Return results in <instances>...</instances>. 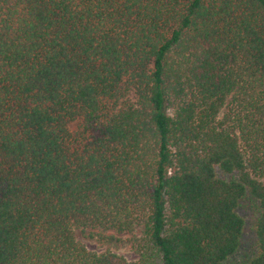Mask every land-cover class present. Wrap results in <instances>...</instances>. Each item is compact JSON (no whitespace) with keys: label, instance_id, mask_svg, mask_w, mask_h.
<instances>
[{"label":"trees","instance_id":"16d2710c","mask_svg":"<svg viewBox=\"0 0 264 264\" xmlns=\"http://www.w3.org/2000/svg\"><path fill=\"white\" fill-rule=\"evenodd\" d=\"M0 264H264V0H0Z\"/></svg>","mask_w":264,"mask_h":264},{"label":"rangeland","instance_id":"374dc122","mask_svg":"<svg viewBox=\"0 0 264 264\" xmlns=\"http://www.w3.org/2000/svg\"><path fill=\"white\" fill-rule=\"evenodd\" d=\"M220 176V174H218ZM238 214L242 217L244 221V229L241 235L240 246L236 254L233 256L232 261L240 262L243 261L246 257L250 256L254 249V207L253 202L249 199L244 200L239 209L237 210ZM87 231L75 230V238L82 242L85 247L90 251H102L104 248L99 247L92 239L87 237ZM118 255L124 257L128 261L136 260V255L129 249L121 248L119 250H113Z\"/></svg>","mask_w":264,"mask_h":264}]
</instances>
